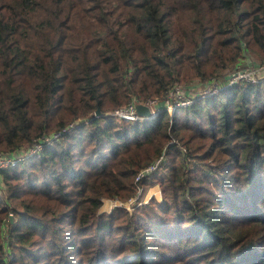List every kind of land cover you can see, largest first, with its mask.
Segmentation results:
<instances>
[{
  "label": "trees",
  "instance_id": "1",
  "mask_svg": "<svg viewBox=\"0 0 264 264\" xmlns=\"http://www.w3.org/2000/svg\"><path fill=\"white\" fill-rule=\"evenodd\" d=\"M4 10L0 150L60 136L0 171V264H77L84 250L99 264L117 254L106 242L116 236L122 264H264V232L245 241L237 230L264 226V0H12ZM240 71L256 74L169 122L178 84L198 99L194 82ZM135 101H155L158 116L110 115ZM163 155L151 214L99 213L105 198H134L137 172Z\"/></svg>",
  "mask_w": 264,
  "mask_h": 264
},
{
  "label": "rangeland",
  "instance_id": "2",
  "mask_svg": "<svg viewBox=\"0 0 264 264\" xmlns=\"http://www.w3.org/2000/svg\"><path fill=\"white\" fill-rule=\"evenodd\" d=\"M11 1L12 0H0V8H1L0 15L4 13V11H5L4 8L9 3H11ZM261 59H264V55L261 57ZM251 60L253 61L254 58H252ZM256 63H260V59H259V61H256ZM242 66H243V64H240V67H242ZM262 68L264 69V65H262ZM234 70H235V68H233V69L230 68L228 71H226V74L230 75ZM252 73H254V75L256 74L255 71H252ZM259 73H261L263 75V77H258V79H260V81L258 83H262L264 81V71L262 72L260 70ZM223 76L224 75H222V76H214V77H211L210 79H207V80H212V83L208 84L207 86L203 85V82L199 79L196 82H194V85H198V86H194V88L197 90V93L199 95L202 92H204L205 90H207L208 88H214V89L217 90V92L215 93V95H216V94L224 91V89L226 87L234 86L233 84H231L230 81L227 84L226 83L223 84L221 81H218L219 79H222ZM258 79H257V81H258ZM186 86H188V85H186V83H180V84L177 85V90H182L183 91L184 90L183 88H185ZM191 89H193V88H190V90ZM179 95L185 96L183 92H181ZM215 95H213V96H215ZM194 98H195V102H197L198 100H200V98H206V97L202 95L198 99L196 97H194ZM141 104L145 105V104H143V102H141ZM183 109H185V108L184 107H180L179 109H176V110H171V111L168 110L169 111V122L172 120V117L175 116L177 111L183 110ZM153 110H155V112H156V109L154 107H153ZM120 114H121V109L120 108H118V109H116V110H114V111H112L110 113V115L114 117L116 122L118 121V122H125V123L142 124L145 121H148V120L152 119V118L137 119V120H134V121L130 122V121L122 119L120 117L121 116ZM158 114L155 115V117H157ZM55 144H56V141L52 142L50 144V147L54 146ZM35 145H39V144L35 143ZM183 150L185 152H187V150L185 148H183ZM39 151L36 152L37 154H33V155L28 156L23 161L30 160V159H32V157H35L36 155L38 156L40 154ZM10 154L11 153L9 151L0 150V155H10ZM18 165H14L13 168L17 167V169H18ZM164 168H162L161 170L159 169L160 173L158 172L159 170H157L156 172H158V174H155L156 173L155 172L151 176L145 178L147 180H145L143 183H141L142 182L141 181L140 184L137 185V193H136L134 198H132V199L129 198L126 201L111 200L109 198L103 199L104 203H103L99 213L103 214V215H106V214L112 213L115 209H124L129 214L128 216H130L132 214L133 215L136 214V211L137 212L143 211L142 214H144L145 212L151 214L153 212V207H149V205H153L154 202H161L163 200V197H164V194L162 193L160 179L157 178V175H161V176L164 175V172H163ZM1 185H2V187H1ZM3 187H4V184L0 183V190ZM214 191H215V189H214ZM152 200H154V201L151 202ZM39 202H40V199H36L35 200V203H39ZM223 208L228 211L227 212L228 216L233 215L232 212H231L233 210V207L231 205H229V204L225 205V206H223ZM140 209H142V210H140ZM124 219H126L125 216H124L122 221H123V223H126L125 222L126 220H124ZM15 221L16 220H15V218L13 216V222H11V224H14ZM187 225H188L187 221H184L181 225H176V227L174 228V229L177 228V231L175 232V235L178 234L179 230L184 229V227H187ZM237 230H240V233L244 234L247 237L245 239V241H246V240H250V239H255L256 236L260 232L261 233L264 232V226H260V225L254 226V227H251L249 225L248 226H241ZM260 230H262V231H260ZM91 234L93 235L94 231H93V233L91 232ZM170 234H172V233H170ZM167 235H169V234H167ZM263 235H264V233H263ZM118 239H119V237L116 236L114 238V240L112 238H109L106 241V242H108L107 246L110 247V250L113 249L115 251L114 253L117 252V254H115V257L112 258V259L109 258L110 260H106L105 262L99 263V264H122L121 263V259L118 258V257H122L124 255V253H122V254L118 253V251H116L118 249V247H117L118 245L114 243V241L116 243H118ZM262 245H264V241H263ZM261 248H263V247H261ZM166 249L167 248L162 246V245L157 247V250H162L161 251L162 253L168 252ZM258 249H260V247ZM129 254H133V252H129ZM256 255H257L256 252L253 251L252 254L250 256H248V258L252 259ZM92 257H93V254L90 251L84 250V255L83 254L77 255L76 258H75V261H76L77 264H79V259H81L82 260V264H88L89 262L92 263V261H91ZM113 260H115V261H113ZM234 263H236V262H234ZM171 264H184V262L177 261V262H174V263H171Z\"/></svg>",
  "mask_w": 264,
  "mask_h": 264
},
{
  "label": "built area",
  "instance_id": "3",
  "mask_svg": "<svg viewBox=\"0 0 264 264\" xmlns=\"http://www.w3.org/2000/svg\"><path fill=\"white\" fill-rule=\"evenodd\" d=\"M254 73H252V71H240L236 74H234L231 77V84L236 85L239 84L241 81H248V80H252ZM181 92H183L182 90H177V98L173 103H170L168 106V110H176L179 109L180 107H184L187 108L190 105L193 104V102L195 101L194 97H186V96H182L179 95ZM217 92L216 89L214 88H208L207 90H205L204 92H202V94L200 96H212L215 95V93ZM184 93V92H183ZM138 104H141V102H134L131 103L128 107H125L123 109H121V118L127 121H134L137 119H147V118H155V115H157L159 113V110L155 108V101L149 102V103H143L146 106H148L151 109V117H142L140 115H138L137 110H136V106ZM156 109L153 110V107ZM60 136V134H56L53 138H48L45 140V143H41L39 145H35L33 146L29 151H27L24 154L21 155H0V171L3 169H9V168H13L14 165H18L21 161H23L25 158H27L30 155L33 154H37L36 152H38L39 150L41 151L43 147H46L47 145L50 146V144L52 142L57 141L56 139H58ZM39 151V152H40ZM165 162V156H161L159 157L153 164H151L150 166L141 169L140 171L137 172L136 174V178L135 181L137 183H140L141 181H143L145 178L151 176L153 173H155L157 170H159L162 165Z\"/></svg>",
  "mask_w": 264,
  "mask_h": 264
},
{
  "label": "water",
  "instance_id": "4",
  "mask_svg": "<svg viewBox=\"0 0 264 264\" xmlns=\"http://www.w3.org/2000/svg\"><path fill=\"white\" fill-rule=\"evenodd\" d=\"M136 110L138 115L142 116V117H151V109L148 106L142 105V104H138L136 106ZM96 115L100 116L101 115V111L97 110L96 111ZM11 222H13V216H11Z\"/></svg>",
  "mask_w": 264,
  "mask_h": 264
}]
</instances>
